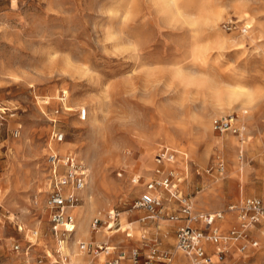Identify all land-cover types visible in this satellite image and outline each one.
Instances as JSON below:
<instances>
[{
    "label": "rangeland",
    "instance_id": "1",
    "mask_svg": "<svg viewBox=\"0 0 264 264\" xmlns=\"http://www.w3.org/2000/svg\"><path fill=\"white\" fill-rule=\"evenodd\" d=\"M63 90L71 111L57 115L66 133L58 143L50 120ZM4 105L11 111H0L1 264H108L120 250L143 248L145 231L161 251L180 255L174 222L142 223L147 212L133 209L160 147L192 160L188 172L181 157L173 166L186 176L180 189L196 211L229 218L230 205L264 199V0H0ZM82 107L89 108L86 121L78 117ZM231 113L241 135L213 130V118ZM53 147L90 169L72 209L76 228L61 249L46 208ZM113 208L123 226L134 221L132 237L92 229ZM255 236L259 247L242 252L231 245L213 264H264V221ZM80 241H109L119 250L88 253ZM119 264L135 263L128 254Z\"/></svg>",
    "mask_w": 264,
    "mask_h": 264
},
{
    "label": "built area",
    "instance_id": "2",
    "mask_svg": "<svg viewBox=\"0 0 264 264\" xmlns=\"http://www.w3.org/2000/svg\"><path fill=\"white\" fill-rule=\"evenodd\" d=\"M229 23L228 29L233 28ZM237 26H235L236 28ZM58 101L60 108L55 110L56 116L61 112H70L66 107L69 99V93L65 90L59 92ZM0 111L5 113L11 111L8 106L0 107ZM78 117L81 121L88 120L89 108L82 107L78 110ZM237 114L231 113L213 118V130L224 133H235L241 135L244 131L242 126L237 123ZM58 117L52 118L53 128L51 139L55 142H64L66 133L57 125ZM20 134L16 129L15 136ZM181 151L170 145H163L156 154V168L153 177L146 183V188L140 193L133 204L135 210H145L142 221L151 218L159 220L167 217L170 221L178 223L175 250L177 253L184 254L186 261L183 264H213V257L216 253L219 258H223L230 251L231 245L239 246L241 251H245L249 245L259 246L258 240L251 237L252 231L264 220V199L258 196H251L230 205L228 210L237 211L238 223L232 229L225 232L219 229L217 222L226 217L224 211L216 212L196 211L192 198L183 194L180 184L186 179L173 164L181 155L186 161L185 171L188 172L193 166L186 154H180ZM50 166L51 187L46 199V208L51 217L52 233L56 236L59 247L66 244L67 235L73 233L76 228V215L73 213V207L77 206L82 198L80 192L84 190L90 181V169L87 164L80 160L73 152L62 154L57 148H52L47 157ZM220 173L224 170V162H219ZM200 174V169L197 168ZM209 172V170L207 171ZM140 177L134 179L135 183L140 182ZM167 195V196H166ZM177 203L179 209H173L172 203ZM107 220L96 217L91 227L98 231L104 227L112 233L121 228V212L116 208L108 211ZM2 235L0 234V241ZM143 248L136 247L130 253L120 250L118 254L109 260L108 264H119L121 260L127 258L128 254L135 264H170L174 259V253L159 248L158 239H150L148 232L142 235ZM210 246L216 247L215 253H210ZM20 244H15L14 249H19ZM148 250V253L142 254V251ZM79 248L82 251L91 253L104 251L108 255L114 253L110 244L87 243L80 241ZM2 253L0 252V258ZM1 264V263H0ZM253 264H259L253 262Z\"/></svg>",
    "mask_w": 264,
    "mask_h": 264
},
{
    "label": "crops",
    "instance_id": "3",
    "mask_svg": "<svg viewBox=\"0 0 264 264\" xmlns=\"http://www.w3.org/2000/svg\"><path fill=\"white\" fill-rule=\"evenodd\" d=\"M56 117H58V116H56ZM176 149V148H175ZM59 150V152H60V149H58ZM61 153V152H60ZM179 157H181L182 158V156L181 155H179L178 156V159H179ZM183 159V158H182ZM190 159V158H189ZM183 163L184 164H186V161H183ZM175 164L177 165V161L175 162ZM174 165V164H173ZM172 165V166H173ZM156 168V167H155ZM155 170V169H154ZM183 175V174H182ZM185 181V180H184ZM183 181V182H184ZM181 185V184H180ZM177 203L175 202V203H172V206H175ZM178 205V204H177ZM73 211V210H72ZM233 214H234V216H230L229 218H223V219H221V220H219L218 222H217V224H218V227H219V229H225L226 231L225 232H227V231H229V230H227L226 228L227 227H229V226H231V224H233L234 223V221H235V218H237V211H234L233 212ZM143 218V217H142ZM147 220H152V219H150V218H148V219H146L144 222H147ZM155 220V219H154ZM140 222H142V223H144L143 221H142V219L141 220H139ZM264 221V220H263ZM262 221V222H263ZM173 222V221H172ZM261 222V223H262ZM133 223H134V221H132V220H128V222H127V224H126V226H123V224H122V221H121V228L117 231V232H120L121 230L122 231H124L125 233H126V236H128V237H132L133 236V232L131 231V228H132V225H133ZM237 223H238V218L236 219V222H235V224H234V226L235 225H237ZM260 223V224H261ZM176 224H178V223H172V224H170L169 226L171 227V228H174L175 226H176V229H177V226L178 225H176ZM233 226V227H234ZM233 227H231V229L233 228ZM221 229V230H222ZM222 231H224V230H222ZM114 233V232H113ZM105 236H107V234H104V237ZM251 237L253 238V239H255V240H258V242H259V246H260V238L258 237V236H255V230H253L252 231V234H251ZM108 244H110V242L109 241H106ZM105 241L103 242V243H106ZM111 246H112V248L113 249H116V250H119L118 249V247L117 246H115V245H113V244H110ZM236 245V244H235ZM259 246H257V247H259ZM236 247H238L239 248V246H237L236 245ZM257 247H252V246H250L249 245V247L245 250V251H249L250 249H253V248H257ZM121 248V247H120ZM116 250H115V252H116ZM215 251H216V247H214V246H210V248H209V252L210 253H215ZM0 252H1V250H0ZM230 252V251H229ZM242 252H244V251H242ZM2 253V252H1ZM180 255H175L174 256V258L177 260V259H181V257L183 256V262H182V264L186 261V258H185V256H184V254H182V253H179ZM2 255V254H1ZM2 257V256H1ZM174 262V259H173V261L171 262V263H173ZM254 262H257V261H254ZM0 263H1V258H0ZM170 263V264H171Z\"/></svg>",
    "mask_w": 264,
    "mask_h": 264
},
{
    "label": "bare ground",
    "instance_id": "4",
    "mask_svg": "<svg viewBox=\"0 0 264 264\" xmlns=\"http://www.w3.org/2000/svg\"><path fill=\"white\" fill-rule=\"evenodd\" d=\"M212 127H213V126H212ZM243 130H244V128H243ZM229 140H231V139H229ZM231 142H233V141L231 140ZM85 189H86V188H85ZM85 189H84V190H85ZM84 190H83V191H84ZM83 191H82V192H83ZM124 214H125V213H124ZM87 215H88V214H87ZM86 218H88V217H86ZM83 220H84V219H83ZM85 222H86V221H85ZM83 223H84V222H83ZM84 224H85V223H84ZM80 225H81V226H84V225H82V223H80ZM85 228H86V227H85ZM109 233H111V232H109ZM109 233H104V234H109ZM63 247H64V245H61V248H63ZM61 248H60V249H61ZM64 251H65V248H64ZM67 251H68V250H67ZM66 254H67V252H66ZM214 255H215V256H214L213 258H216V257H217V259H219L218 255H217L216 253H215ZM72 256H73V255H72ZM74 256H75V255H74ZM73 261H74V260L71 259L70 264L73 263ZM66 264H67V263H66Z\"/></svg>",
    "mask_w": 264,
    "mask_h": 264
},
{
    "label": "snow or ice",
    "instance_id": "5",
    "mask_svg": "<svg viewBox=\"0 0 264 264\" xmlns=\"http://www.w3.org/2000/svg\"><path fill=\"white\" fill-rule=\"evenodd\" d=\"M190 2V0H186V3Z\"/></svg>",
    "mask_w": 264,
    "mask_h": 264
}]
</instances>
